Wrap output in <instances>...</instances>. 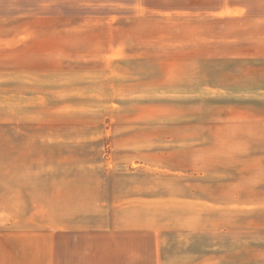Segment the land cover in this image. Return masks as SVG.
Wrapping results in <instances>:
<instances>
[{"label": "rangeland", "instance_id": "374dc122", "mask_svg": "<svg viewBox=\"0 0 264 264\" xmlns=\"http://www.w3.org/2000/svg\"><path fill=\"white\" fill-rule=\"evenodd\" d=\"M21 1L22 18L37 20L32 29L40 36L60 34L58 24L65 21L72 38L88 36V50L90 37L101 35L93 33L97 22L124 12L105 6L111 0ZM25 31L30 34L29 26ZM71 45L78 50L77 43ZM39 61L46 67V59ZM79 61H70V75L38 77L42 81L35 85L48 88L54 81V91L24 98L38 105L24 107L22 200L8 199L6 218H0L8 264H62L65 228L111 223L157 227L163 264L253 262L252 252L242 257V227L253 226V206L242 218V181L206 185V177L215 175L204 169L205 147L194 150L197 140L191 138L206 127L191 122L189 101L175 92L110 84L106 70L96 77L95 59ZM205 109L195 112L201 116ZM194 165L200 170L192 171ZM252 237L247 235L249 242Z\"/></svg>", "mask_w": 264, "mask_h": 264}, {"label": "crops", "instance_id": "0c3cea01", "mask_svg": "<svg viewBox=\"0 0 264 264\" xmlns=\"http://www.w3.org/2000/svg\"><path fill=\"white\" fill-rule=\"evenodd\" d=\"M105 6L124 12L97 22L93 33L101 35L90 37L88 50V36L72 38L65 21L60 34L40 36L32 29L38 21L22 18L21 0H0V218L8 199L22 200L24 107L38 105L24 98L56 89L54 81L40 87V75H70L71 60L95 59L96 77L106 70L110 84L175 92L194 107L191 122L206 129L192 134L193 149L205 147L204 169L215 175L206 185L242 181V218L253 206V226L242 227V257L252 252L254 258L242 264H264V0H111ZM55 23L50 20V31ZM235 155L242 161H232ZM6 235L0 227V264H8ZM63 236L62 264H163L157 227L111 223L65 228Z\"/></svg>", "mask_w": 264, "mask_h": 264}]
</instances>
